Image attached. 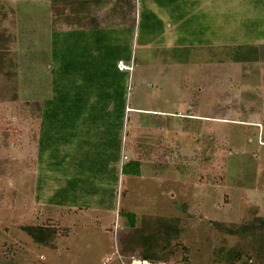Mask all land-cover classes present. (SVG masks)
I'll use <instances>...</instances> for the list:
<instances>
[{
	"label": "rangeland",
	"instance_id": "rangeland-1",
	"mask_svg": "<svg viewBox=\"0 0 264 264\" xmlns=\"http://www.w3.org/2000/svg\"><path fill=\"white\" fill-rule=\"evenodd\" d=\"M49 3L0 0V264H226L220 247L241 253L236 264L245 253L264 264L254 233L212 224L264 218V0L92 6L102 47L91 32L88 48L67 53L74 84L62 83L58 105L70 110L50 124L52 164L38 152L39 106L53 95L52 33L72 26L54 23ZM117 56L131 73L115 72ZM154 111L171 122L151 121ZM132 160L139 173L123 174ZM170 221L178 238L159 241L157 261L139 259L136 231Z\"/></svg>",
	"mask_w": 264,
	"mask_h": 264
},
{
	"label": "trees",
	"instance_id": "trees-1",
	"mask_svg": "<svg viewBox=\"0 0 264 264\" xmlns=\"http://www.w3.org/2000/svg\"><path fill=\"white\" fill-rule=\"evenodd\" d=\"M102 0H49V6L51 9V14L53 16V20H58L54 23L60 21H67L69 26H72V29H69L65 32L53 31L52 33V41H51V54H52V62L53 67H51L52 74V90L53 95L50 99H47L41 103L39 106L40 116H39V128H38V152L44 153L47 152L48 156L51 159V164L53 161V153L49 148L48 140L51 137H55L57 130L53 129L51 126L54 123H58L59 116L62 114L59 112L58 108H63L67 113L70 110V107L65 104L64 107H59L58 103L67 101V91L62 89L63 84H74L73 80V72L72 68H70V61L67 60V53L75 52V44L76 48H88V40L89 33L94 32L95 35V43L96 46L102 47L103 36L105 30H100V25L97 21V18L92 15L91 7L97 4H100ZM68 12V13H66ZM63 14V17L62 15ZM88 36V37H87ZM106 42V41H105ZM99 44V45H98ZM83 48V49H84ZM58 56H61L63 63V71L62 75L64 77L63 82H59L58 80V72L57 68H54V64L59 61ZM123 58L118 57L115 58L113 62V67L116 73H120L115 67L118 60H122ZM56 71L58 72L56 74ZM63 83V84H62ZM109 89V88H108ZM75 96V95H74ZM76 98V97H75ZM75 98H72L75 99ZM60 100V101H59ZM76 100V99H75ZM125 110V108H124ZM64 113V112H63ZM52 123V124H51ZM51 124V125H50ZM47 126H50L47 128ZM49 142V144H48ZM126 164V165H125ZM123 164L122 172L123 174L127 173L128 175H137L139 173V165L140 163L137 161H129V163ZM130 165V166H129ZM131 173V174H130ZM61 203V202H60ZM124 214V213H123ZM128 220V226L130 228H135L136 225V217L133 213H126ZM213 226L217 230H221L226 234L233 237H242L243 239L248 234H253L255 240L253 241V245H258V253L255 250L254 255L260 259H264L263 253L264 248L262 245L264 238V218L259 217L257 223H244L241 225H224L223 223L213 222ZM164 227L163 231L155 230L152 232L146 231L144 228L140 227L136 232L138 235L137 241L139 243L135 246H140L141 249L137 251L139 259L148 262H155L158 259V254L162 251V248H159V241L164 242V246H170L179 236L181 229L178 227L176 222H167L165 224L162 223ZM22 230L37 244L43 245L47 244L48 237L45 229H42L39 226H24ZM155 242V244H153ZM163 246V247H164ZM154 250V248H156ZM244 255V252H242ZM247 256L245 262L241 264H249V260L253 258L252 254L245 253ZM217 261L222 263H230L236 264L241 260V253L236 249L220 247L216 252Z\"/></svg>",
	"mask_w": 264,
	"mask_h": 264
},
{
	"label": "crops",
	"instance_id": "crops-1",
	"mask_svg": "<svg viewBox=\"0 0 264 264\" xmlns=\"http://www.w3.org/2000/svg\"><path fill=\"white\" fill-rule=\"evenodd\" d=\"M184 103H186V101L184 100ZM189 109V108H188ZM140 111V110H139ZM142 111V110H141ZM154 114H155V116H156V118H152V119H150L151 121H155V122H157V123H162V122H171V120L170 119H166V114H164V112H158V111H154ZM165 118V119H164ZM185 119L186 120H192V119H197L198 120V116H193V115H189L188 113H187V115H185ZM139 126H141V125H139ZM155 129V131L156 132H158L159 131V128L158 127H155L154 128ZM135 176V175H134Z\"/></svg>",
	"mask_w": 264,
	"mask_h": 264
},
{
	"label": "built area",
	"instance_id": "built-area-1",
	"mask_svg": "<svg viewBox=\"0 0 264 264\" xmlns=\"http://www.w3.org/2000/svg\"><path fill=\"white\" fill-rule=\"evenodd\" d=\"M116 68L119 72H129L131 73V65L126 64L123 60H118L116 63Z\"/></svg>",
	"mask_w": 264,
	"mask_h": 264
}]
</instances>
